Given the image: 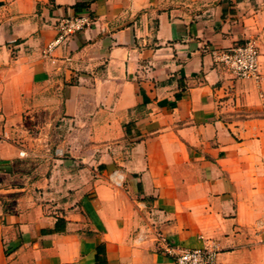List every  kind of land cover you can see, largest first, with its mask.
I'll use <instances>...</instances> for the list:
<instances>
[{
	"label": "crops",
	"instance_id": "0c3cea01",
	"mask_svg": "<svg viewBox=\"0 0 264 264\" xmlns=\"http://www.w3.org/2000/svg\"><path fill=\"white\" fill-rule=\"evenodd\" d=\"M249 38L257 78L207 51ZM155 232L264 264V0H0V264H174Z\"/></svg>",
	"mask_w": 264,
	"mask_h": 264
},
{
	"label": "built area",
	"instance_id": "2783aa9c",
	"mask_svg": "<svg viewBox=\"0 0 264 264\" xmlns=\"http://www.w3.org/2000/svg\"><path fill=\"white\" fill-rule=\"evenodd\" d=\"M94 18L89 13L61 16L57 19L56 35L43 49V54L48 55L66 38L91 26ZM213 61L222 66L224 71L232 78H257L259 50L255 39H247L226 48H208ZM20 156H26L24 150L19 151ZM118 184V181L115 182ZM263 226V223H259ZM155 241L163 253L171 255L174 264H214L219 253V248L213 241L201 247H177L171 244L159 232H155Z\"/></svg>",
	"mask_w": 264,
	"mask_h": 264
},
{
	"label": "rangeland",
	"instance_id": "374dc122",
	"mask_svg": "<svg viewBox=\"0 0 264 264\" xmlns=\"http://www.w3.org/2000/svg\"><path fill=\"white\" fill-rule=\"evenodd\" d=\"M35 130H37V126L35 125V126H32Z\"/></svg>",
	"mask_w": 264,
	"mask_h": 264
},
{
	"label": "trees",
	"instance_id": "16d2710c",
	"mask_svg": "<svg viewBox=\"0 0 264 264\" xmlns=\"http://www.w3.org/2000/svg\"><path fill=\"white\" fill-rule=\"evenodd\" d=\"M76 7V6H75Z\"/></svg>",
	"mask_w": 264,
	"mask_h": 264
}]
</instances>
